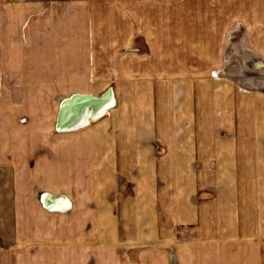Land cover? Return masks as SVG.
<instances>
[{
    "label": "crops",
    "instance_id": "1",
    "mask_svg": "<svg viewBox=\"0 0 264 264\" xmlns=\"http://www.w3.org/2000/svg\"><path fill=\"white\" fill-rule=\"evenodd\" d=\"M215 76L151 69L35 139L0 79V264H264V74Z\"/></svg>",
    "mask_w": 264,
    "mask_h": 264
},
{
    "label": "rangeland",
    "instance_id": "2",
    "mask_svg": "<svg viewBox=\"0 0 264 264\" xmlns=\"http://www.w3.org/2000/svg\"><path fill=\"white\" fill-rule=\"evenodd\" d=\"M3 67L0 79L23 90L14 134L68 132L59 116L75 97L113 94L151 69L263 79L264 0H0Z\"/></svg>",
    "mask_w": 264,
    "mask_h": 264
},
{
    "label": "water",
    "instance_id": "3",
    "mask_svg": "<svg viewBox=\"0 0 264 264\" xmlns=\"http://www.w3.org/2000/svg\"><path fill=\"white\" fill-rule=\"evenodd\" d=\"M74 104L60 114L59 123L63 130H75L101 117L114 104L113 94L107 92L99 98L75 97Z\"/></svg>",
    "mask_w": 264,
    "mask_h": 264
}]
</instances>
